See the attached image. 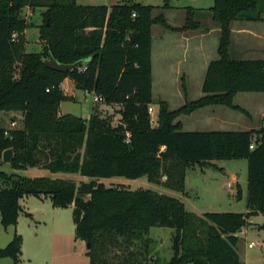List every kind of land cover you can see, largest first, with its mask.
<instances>
[{"label":"trees","instance_id":"1","mask_svg":"<svg viewBox=\"0 0 264 264\" xmlns=\"http://www.w3.org/2000/svg\"><path fill=\"white\" fill-rule=\"evenodd\" d=\"M47 6L42 13L41 52H28L21 15L24 6ZM165 0L163 8H171ZM111 11L109 12V10ZM153 5L130 1L112 6L84 5L76 0H0V112L22 113V127H0V163L5 149L13 148L11 165L52 173H79L90 181L50 176L28 177L0 170V215L5 228L17 226L26 196L49 197L54 207L73 206L76 236L90 244V264H150L144 251L131 249L154 226L172 227L173 254L156 264H243L236 250V233L252 216L264 215V128L251 130L183 131L181 114L212 105H235L239 92H264V59H238L231 54L232 22L263 19L264 0H214L209 9L221 36L219 57L208 66L204 95L169 110L159 102L158 124L151 121L152 26L187 30L195 8L187 7V22L171 27L164 16L153 18ZM133 13H136L133 16ZM106 31H99L104 28ZM90 29V30H89ZM61 63L82 60L66 72L50 69L44 59ZM66 78L76 88L119 106L120 120L94 111L90 118L60 113L62 101L73 99L61 84ZM255 139L256 146L250 145ZM244 158L248 162L247 212H207L198 216L179 198L152 189L106 186L100 178L146 175L150 182L185 192L187 169L215 159ZM241 192H239V196ZM148 239V238H146ZM23 237L15 232L0 248V259L21 260ZM117 250L121 254L111 252ZM146 252V253H145ZM117 259V260H115Z\"/></svg>","mask_w":264,"mask_h":264},{"label":"rangeland","instance_id":"2","mask_svg":"<svg viewBox=\"0 0 264 264\" xmlns=\"http://www.w3.org/2000/svg\"><path fill=\"white\" fill-rule=\"evenodd\" d=\"M47 0H38V2ZM80 2H90V4L107 5L110 8L116 4L135 1L145 5L156 7L152 12L153 18L164 16L172 25H180L183 20H187V7L195 5V0H170L171 10L163 8L165 0H79ZM202 4H207V0H201ZM194 7V6H193ZM206 7V6H203ZM47 6L34 5L24 6L21 15L31 24L27 28L26 48L28 52H41L44 50V43L39 37V25L42 23V13ZM195 8V7H194ZM111 9L109 10V12ZM204 14H202V12ZM211 12L208 8H195V17L191 22L198 21L199 27H193L189 23L188 29L205 30L204 26H214L211 23ZM186 14L184 18L183 15ZM203 23V24H201ZM183 25V26H184ZM171 26V25H170ZM161 23H155L152 26L153 38L155 44V57L161 38L160 33L164 30ZM179 28L176 26H171ZM182 27V26H181ZM167 28V27H165ZM172 30L171 28H168ZM90 30V29H89ZM106 31L100 28L99 31ZM180 31V30H173ZM221 32L214 31L212 38L220 41ZM237 58L236 49L232 53ZM219 57V54L217 55ZM155 71H158V61L155 58ZM68 82L61 84L64 90L68 89ZM193 89L189 93V100L194 101L201 97L202 93ZM184 92L176 89L160 87L158 85L153 89L154 103L151 105V121L153 125L158 124L159 102L167 103L169 110H177L186 103ZM71 96V95H68ZM95 94L82 89L75 90V99L66 100L62 103L60 110L63 113H73L77 116L90 118L94 111L102 115L110 116L114 124L119 123L120 114L119 106L106 105L103 101H95ZM189 102V101H186ZM234 104L245 108L249 111L254 120L246 113L224 106L212 105L194 111L191 114H181L175 122L183 120V131H213V130H245L250 127H258V130L264 128V92H239L234 98ZM10 119L18 121L17 127H22V113L15 111L12 114L0 115V127L8 129ZM0 170L7 173H19L28 177L50 176L55 175L43 168L29 167L24 170H16L11 163L2 160ZM66 179L75 180L80 183L82 180L90 181L91 178L79 173H64ZM106 186H124L127 189H152L158 193L170 195L179 198L185 203L186 209L198 216H203L207 212H247L248 196V162L247 159H215L210 164L194 165L187 169L185 192L177 191L163 185L150 182L146 175L138 178H127L124 176H113L109 178H100ZM239 192L241 195L239 196ZM26 211L34 213L32 217L27 216L24 212L21 215L19 226H10L5 228L1 223L0 215V248L5 247L13 238L15 232L25 238L24 255L20 264H90L88 255V243L76 236L75 223L73 221V206L68 208L54 207L50 199L45 201L39 200L34 195H29L24 199ZM57 211L53 212V210ZM175 229L172 227L154 226L150 228L148 234L142 240L134 239L135 244L131 249L144 251L145 241L149 246L147 253L148 262L156 264V259L160 263H166L173 254L172 237ZM238 243L236 250L243 264H264V215L259 214L252 216L250 222L243 226L237 233ZM148 238V239H146ZM252 246H250V244ZM114 253L121 254V251L113 250ZM146 253V252H145ZM117 260V259H115ZM0 264H15L11 257L0 259Z\"/></svg>","mask_w":264,"mask_h":264},{"label":"crops","instance_id":"3","mask_svg":"<svg viewBox=\"0 0 264 264\" xmlns=\"http://www.w3.org/2000/svg\"><path fill=\"white\" fill-rule=\"evenodd\" d=\"M76 1L79 4L96 5V4H90V2H80L79 0ZM195 1L198 2L195 3V5H190V6L191 7L194 6L195 8H198L200 10H202L203 8L210 9L214 5V0H207L206 5L200 3L201 0H195ZM170 5L172 6V4ZM171 8H168V10H171ZM202 14L204 13L202 12ZM206 16H210L211 23L216 24L213 20L211 12H207ZM262 16L263 19L260 21L236 20L232 22L231 54L236 49V54L238 55L237 57L238 59H245V60L264 59V13ZM166 17L168 24L171 26L181 27L185 23V19H184L183 23H181L180 25H172L169 21V17L168 16ZM183 17L185 18L186 14L183 15ZM204 29L205 30H201L199 28V29L173 31L164 27V30H162V33H160L161 41L159 47L157 48L156 57L158 61V71H155L156 48L154 44V38L152 39V89H154L156 85L165 88H171L172 86H175L176 89L180 90L181 92H184L183 95H184L185 103L186 101H190L189 93L194 88L201 91L199 93V94L202 93L201 97L204 95L202 87L208 66L212 60L218 58L217 55H218L219 42H217V39L212 38V33L214 31H220V28L217 24L211 27L206 25L204 26ZM26 34H27V30H26ZM152 37H153V31H152ZM66 81L68 82L67 84L68 89L64 90L65 88H63V90L65 94L71 95L75 99L76 98L75 90L78 88H76L73 80H71L70 78H66L62 84L65 85ZM153 99L155 101L154 96ZM63 102L64 101H62V103ZM62 103L60 105V108L62 106ZM154 105L157 106V104L155 103ZM14 112L15 111H9V112L2 111L0 112V115L12 114ZM60 113L66 114L63 113L61 110ZM251 118L252 120H254L252 114H251ZM182 125H183V120H182ZM251 129H258V127H250L249 129H245V130H251ZM53 174L55 175V177L53 178H64V179L67 178L63 172H58ZM26 197H24L20 201L25 211H26V205H24V199ZM38 199L45 201L50 198L43 196L42 198H38ZM55 208L53 212L57 211V209ZM20 218L21 215H19L18 218V224H17L18 226L20 223ZM22 237H23L22 254H21V260L18 264L21 263L22 257L25 252L24 251L25 238L24 236Z\"/></svg>","mask_w":264,"mask_h":264},{"label":"water","instance_id":"4","mask_svg":"<svg viewBox=\"0 0 264 264\" xmlns=\"http://www.w3.org/2000/svg\"><path fill=\"white\" fill-rule=\"evenodd\" d=\"M44 62L50 69L60 71V72H66L69 70H73L83 64L82 60L74 62V63H68V64L61 63L58 60H56L53 55H50L48 58L44 59ZM13 154H14L13 148L5 149L2 153V160L6 163H11L13 160ZM89 246L90 244L88 243V247Z\"/></svg>","mask_w":264,"mask_h":264},{"label":"built area","instance_id":"5","mask_svg":"<svg viewBox=\"0 0 264 264\" xmlns=\"http://www.w3.org/2000/svg\"><path fill=\"white\" fill-rule=\"evenodd\" d=\"M135 15H136V13H133V16H135ZM94 100L95 101H103V98L96 95L95 98H94ZM149 111H150V113H152V111H153V108L151 106L149 108ZM17 126H18V121L17 120H14V119H10V126H9L8 129L5 130V134L6 135H9L10 130L15 129V128H18ZM263 140H264V133L261 136V141H263ZM255 146H256V141L254 139L253 142L250 145V148L253 149ZM252 244L253 243H251L250 246H252Z\"/></svg>","mask_w":264,"mask_h":264}]
</instances>
